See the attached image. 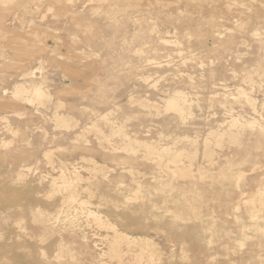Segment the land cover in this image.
I'll return each instance as SVG.
<instances>
[{
    "label": "rangeland",
    "instance_id": "rangeland-1",
    "mask_svg": "<svg viewBox=\"0 0 264 264\" xmlns=\"http://www.w3.org/2000/svg\"><path fill=\"white\" fill-rule=\"evenodd\" d=\"M10 2L0 264H264V0ZM38 83L43 103L15 95ZM113 229L153 258L112 257Z\"/></svg>",
    "mask_w": 264,
    "mask_h": 264
},
{
    "label": "bare ground",
    "instance_id": "bare-ground-1",
    "mask_svg": "<svg viewBox=\"0 0 264 264\" xmlns=\"http://www.w3.org/2000/svg\"><path fill=\"white\" fill-rule=\"evenodd\" d=\"M9 4H11V2H10V0H5V1H2V3L0 4V15H1V13H5L6 12V10L7 11H12V10H14V9H11V6L9 5ZM25 4V3H24ZM28 5H30V3L28 2L27 3ZM33 5V3H31V6ZM34 5H35V3H34ZM19 6H21V5H19ZM23 6V5H22ZM21 6V8L23 9L24 7H25V10H29V8H31V7H29V6H26V5H24V7H22ZM27 7H29L28 9H27ZM19 9H20V7H19ZM127 9V8H126ZM18 10V9H17ZM126 11V10H125ZM99 12V11H98ZM7 13V12H6ZM11 13H13V11L11 12ZM96 13V12H95ZM115 13H117L116 11H115ZM9 14H10V12H9ZM8 14V15H9ZM97 14V13H96ZM99 14V13H98ZM97 14V15H98ZM120 14V13H119ZM122 14V13H121ZM3 15V14H2ZM103 15H105L104 13H103ZM107 15V14H106ZM114 15V14H113ZM117 15V14H116ZM118 16V15H117ZM2 17H4V16H2ZM112 17H114V16H112ZM110 18V17H109ZM4 20V19H3ZM110 20V19H109ZM112 20V19H111ZM115 20V19H114ZM0 23H1V21H0ZM192 24V23H191ZM2 48H3V46H2ZM2 51H3V49H1ZM0 53H2L1 51H0ZM0 55H2V54H0ZM22 74H24V73H21V75ZM26 75H29L28 73H26ZM34 80V79H33ZM21 81V80H20ZM24 81V80H23ZM36 81H38V80H36ZM43 81V80H42ZM41 81V82H42ZM18 82V81H17ZM39 82V81H38ZM19 83V82H18ZM24 83V82H23ZM15 84V83H14ZM14 91V90H13ZM4 92V91H3ZM62 92H64V91H62ZM11 93H13V92H11ZM61 93V92H60ZM6 94V93H5ZM28 94H30L31 95V102H40V103H43L45 100H47V98H48V95L46 94V92H45V90H44V87H42V85L40 84V83H38V84H36V85H33V86H31V87H28V85L26 86V85H24V84H21V85H15V95L17 96V97H19V98H21V97H24V98H27V96H28ZM62 94V93H61ZM14 95V94H13ZM29 99V98H28ZM29 100V101H30ZM28 101V100H27ZM29 101L27 102L29 105H30V103H29ZM32 104V103H31ZM167 108L169 109V110H173V111H175V112H178V113H181V114H185L186 112H185V110H184V97L181 95V94H177V95H175V96H173L172 98H170L168 101H167ZM56 112V111H55ZM4 116V115H3ZM46 116V115H45ZM56 116V115H55ZM95 117V116H94ZM7 119V118H6ZM107 119V118H106ZM186 119V118H185ZM5 120V119H4ZM8 120V119H7ZM109 120V119H108ZM102 121V120H101ZM56 122L58 123L57 125H59V126H62V128H64V127H66V129L70 126V121H68L67 119H65V117H57L56 118ZM99 124V123H98ZM120 124V123H119ZM125 124V123H124ZM71 127V126H70ZM69 127V128H70ZM68 128V129H69ZM92 128V127H91ZM99 128V127H98ZM100 128H101V126H100ZM115 128H116V126H115ZM92 130H94V129H92ZM102 131V130H101ZM89 132V131H88ZM12 133V132H11ZM115 134V133H114ZM104 136V135H103ZM105 137V136H104ZM81 138V137H80ZM85 138V137H84ZM115 138H118V137H115ZM234 140H236V137H234ZM124 142V141H123ZM6 143H7V141H6ZM5 143V144H6ZM141 143V142H140ZM8 144V143H7ZM144 144V143H143ZM152 144V143H151ZM138 146V145H137ZM140 146V145H139ZM155 146V145H154ZM198 146V145H197ZM133 148V147H132ZM140 148H141V146H140ZM144 148V147H143ZM146 148V147H145ZM155 148V147H154ZM152 146H149V150L151 149L153 152H155V150L156 149H154ZM104 149V148H103ZM157 149H158V147H157ZM167 149H169V148H167ZM115 150V149H114ZM134 150V149H133ZM117 151H118V149H117ZM129 151V150H128ZM132 151V150H131ZM135 151V150H134ZM133 151V152H134ZM159 151V150H158ZM170 151V150H169ZM123 152V151H122ZM138 152H139V150H138ZM165 152H167L166 150H165ZM175 152V151H174ZM178 152V151H177ZM180 152V151H179ZM132 153V152H131ZM158 153H161V152H157V154ZM181 153V152H180ZM125 154H127V153H125ZM129 154V153H128ZM145 154V153H144ZM155 154H156V152H155ZM161 154H163L164 155V153H161ZM133 155V154H132ZM136 155V154H135ZM160 155V154H159ZM162 155V156H163ZM167 156H169L170 158L172 157V156H175V155H173V154H166ZM172 155V156H171ZM177 155H178V153H177ZM46 156H47V154H46ZM154 156V155H153ZM48 157V156H47ZM46 157V158H47ZM160 157V156H159ZM168 157V158H169ZM180 157H181V155H178V156H176L175 157V159H174V163H178V161H179V159H180ZM52 158V157H51ZM148 159V158H147ZM157 159V158H156ZM165 159V158H164ZM49 160V159H48ZM145 160V159H144ZM155 160V159H154ZM151 161V160H150ZM169 161V160H168ZM155 162H159V161H155ZM160 163V162H159ZM161 163H163V161H161ZM165 163V162H164ZM167 164H170V163H167ZM166 164V165H167ZM160 165V164H159ZM187 166V165H186ZM162 167V166H161ZM178 167H179V165H178ZM180 168V167H179ZM179 168H177L176 169V171H174V175H176V176H183V177H187V176H189V174H188V170H186V169H183V168H181V169H179ZM164 169V168H163ZM102 170V169H101ZM167 170V169H166ZM96 171V170H95ZM132 171V170H131ZM173 171V170H172ZM63 172V171H62ZM69 172V171H68ZM75 172V171H74ZM171 172V171H170ZM169 172V173H170ZM64 173V172H63ZM63 173H61V174H63ZM164 173V172H163ZM190 173V172H189ZM74 174H76V173H74ZM77 174H79L78 172H77ZM170 174H172V172L170 173ZM62 177H63V175H62ZM171 177H172V175H171ZM233 178V177H232ZM22 179V178H21ZM76 179H77V177H76ZM66 180V179H65ZM80 180V179H79ZM56 183V182H55ZM64 183V182H63ZM58 184V183H57ZM56 185V184H55ZM63 185H65V184H63ZM167 186H169V185H167ZM55 188H56V186H54ZM64 187V186H63ZM176 188V187H175ZM75 191V190H74ZM88 191V190H87ZM84 192V191H83ZM89 195H90V193H89ZM79 196V195H78ZM256 197V196H255ZM73 198H75L74 196H73ZM128 199V198H127ZM74 200V199H73ZM129 200V199H128ZM127 200V201H128ZM76 201V200H75ZM252 201V200H251ZM255 202V200H253L251 203H254ZM117 208V207H116ZM257 209V208H256ZM38 210H41V209H38ZM37 210V211H38ZM118 210V209H117ZM58 211V210H57ZM61 211V210H60ZM66 211V210H65ZM41 212V211H40ZM39 212V213H40ZM59 212V211H58ZM84 212V211H83ZM89 212V211H88ZM254 212V211H253ZM253 212H251V214L253 213ZM88 214H91V215H94V214H92V213H88ZM48 215V214H47ZM47 215H45L46 216V218L48 217ZM64 215V214H63ZM41 216V215H40ZM43 216V215H42ZM45 216L43 217V218H45ZM65 216V215H64ZM90 216V215H89ZM88 216V217H89ZM98 216H100V215H98ZM252 216V215H251ZM33 217H35L34 215H33ZM91 217V216H90ZM42 218V217H41ZM59 218V217H58ZM58 218H56V219H58ZM92 218H94L93 220L95 221H93L94 223H96L97 224V226L99 227V226H101L102 228H104V227H109V226H107L105 223H103L102 221H101V219L100 218H98V217H96V216H94V217H92ZM60 219V218H59ZM66 219V218H65ZM52 220V222L54 221L53 219H51ZM69 220V219H68ZM102 220H104V219H102ZM44 221V220H43ZM42 221V222H43ZM60 221V220H59ZM77 221V220H76ZM105 221V220H104ZM48 222H49V220H48ZM67 222V221H66ZM106 222V221H105ZM107 222H109V221H107ZM74 224V223H73ZM79 224V223H78ZM110 224H112V223H110ZM17 225V224H16ZM21 225V224H20ZM112 226V225H111ZM113 228H115L114 226H112ZM117 228V227H116ZM119 228V227H118ZM115 230V232H114V235H112L113 237H112V240H111V242H110V254H111V256L112 257H114V258H117V260L118 259H121V257H120V253H121V247H122V245H124V244H126L129 248H132V247H137L138 245H140V244H142V243H145V244H142L141 245V248L143 249V251L144 252H142L141 253V257L142 258H145L144 257V255H147L148 257H150V258H153V251H152V249H151V246H150V244L148 243V242H146V240H145V242L144 241H142V239L143 238H141L140 240L138 239V238H136V239H134V238H129V237H127V236H125V235H127V234H125V235H122V234H120V233H118L116 230L117 229H113V231ZM109 232H112V231H110L109 230ZM112 234V233H111ZM109 237V236H108ZM41 241V240H40ZM109 242V241H108ZM154 242V241H153ZM143 245H145L144 247H142ZM125 246V245H124ZM108 249V248H107ZM159 249V248H158ZM65 250V249H64ZM126 250V249H125ZM160 250V249H159ZM124 251V250H123ZM127 253V252H126ZM125 253V254H126ZM159 253V252H158ZM70 254V253H69ZM73 254V253H72ZM47 255V254H46ZM109 256V255H108ZM160 256V255H159ZM110 257V256H109ZM74 258V257H73ZM125 258V257H124ZM128 258V257H127ZM111 259V258H110ZM116 260V259H115ZM115 260H113V261H115ZM135 260V259H134ZM137 260V259H136ZM135 260V261H136ZM150 260H152V259H150ZM142 261V260H141ZM157 261V260H156ZM117 262V261H116ZM123 262V261H122ZM143 262H144V260H143ZM147 264V263H146Z\"/></svg>",
    "mask_w": 264,
    "mask_h": 264
}]
</instances>
